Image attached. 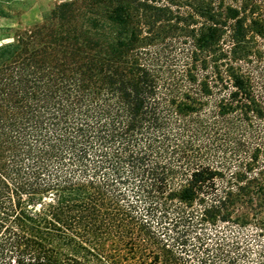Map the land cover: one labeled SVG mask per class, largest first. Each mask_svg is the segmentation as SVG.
<instances>
[{
    "label": "trees",
    "instance_id": "1",
    "mask_svg": "<svg viewBox=\"0 0 264 264\" xmlns=\"http://www.w3.org/2000/svg\"><path fill=\"white\" fill-rule=\"evenodd\" d=\"M8 39L0 264H264V0H65Z\"/></svg>",
    "mask_w": 264,
    "mask_h": 264
},
{
    "label": "rangeland",
    "instance_id": "2",
    "mask_svg": "<svg viewBox=\"0 0 264 264\" xmlns=\"http://www.w3.org/2000/svg\"><path fill=\"white\" fill-rule=\"evenodd\" d=\"M65 0H0L7 8H12L11 17H0V45L9 42L11 28L23 29L40 22L42 15L54 4Z\"/></svg>",
    "mask_w": 264,
    "mask_h": 264
}]
</instances>
